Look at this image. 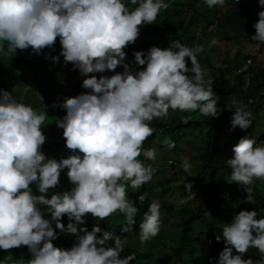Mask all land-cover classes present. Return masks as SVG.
<instances>
[{
  "label": "clouds",
  "instance_id": "obj_1",
  "mask_svg": "<svg viewBox=\"0 0 264 264\" xmlns=\"http://www.w3.org/2000/svg\"><path fill=\"white\" fill-rule=\"evenodd\" d=\"M205 3L209 8L225 6V0ZM132 4L138 6L132 9ZM258 5L264 8V0H258ZM169 6L164 0H130L129 5L126 0H0V55L29 48L39 55L53 48L59 38L60 56L87 77L81 87L90 90L80 93L75 89L76 97H66L57 105L66 111L56 124L63 129L71 153L57 161L42 153L46 136L41 126L48 118L46 112L37 113L0 89V250L26 246L31 255L27 264H130L135 259L132 254L121 258L120 237L110 245L112 234L99 225L94 224L91 231L80 226L89 215L103 221L120 213L127 222L121 231L134 230V218L140 211L127 197L126 188L130 184L139 190L156 172L138 159L141 154L156 159V149H144V142L156 131L150 122L167 117L170 109L199 111L208 118L221 113L213 81L205 80L197 60L202 47L193 50L176 40L165 49L153 46L147 53L134 52L135 65L142 70L134 71L125 63L124 50L138 39L140 27L154 24ZM257 15L250 39L260 47L264 44V11ZM216 43L213 39L209 47ZM58 59L52 57L54 62ZM189 61L190 68L186 66ZM118 66L123 72L111 77L95 75ZM190 119L185 117L184 122ZM230 123L233 129H247L251 112L235 103ZM166 143L169 148L175 146ZM232 151L233 158L225 162L232 170L229 183L242 186L249 203L250 185L254 179L264 180V144L257 146L254 138L243 137ZM180 166L190 173L188 159ZM64 169L71 189L48 198L46 193L59 185ZM33 184L39 186L41 195L33 193ZM191 189L192 184L185 183L190 195L182 197L179 205L194 199ZM145 199L144 194L138 197L141 204ZM45 213L51 220L44 218ZM65 216L66 227L62 223ZM257 217L256 211L242 210L225 224L224 247L214 264H264V218ZM160 228V204L153 202L139 224L141 243L155 238ZM59 233L76 237L70 249L54 246ZM215 240L220 242L221 236ZM250 248L258 250L259 260L244 258ZM19 264H24L23 258Z\"/></svg>",
  "mask_w": 264,
  "mask_h": 264
},
{
  "label": "trees",
  "instance_id": "obj_2",
  "mask_svg": "<svg viewBox=\"0 0 264 264\" xmlns=\"http://www.w3.org/2000/svg\"><path fill=\"white\" fill-rule=\"evenodd\" d=\"M126 3H128L129 5L130 0H126ZM188 6L190 7L189 4ZM188 8L180 7L179 12L182 13V16L176 18L175 14L174 16L170 15L173 18L169 19V21L162 20V17L159 13L156 19V24L152 25L151 30L146 31V25L140 27L138 39L124 50L126 52V55L133 56V53L137 51H143L147 53V51L153 46L165 49L169 46H172L173 42L176 40H179L182 44L190 47V42L186 40V36L187 34L192 32L190 30L192 28H195V25L197 23H194L196 17L192 14H188V10H186ZM171 11L172 13L178 12V10H176L175 8ZM182 17L183 19L187 20L186 23L185 20L180 19ZM182 20L184 21V24H181ZM211 33V31L206 32L203 36H209ZM146 34H149L151 36V39L145 37ZM196 42L197 44L200 43L199 41ZM4 47L6 51L7 44H5ZM173 50L175 49L173 48ZM60 52L61 45L59 43V38H57L53 48H45L39 55L34 54L31 48L23 51L17 49L15 53H10L7 56L0 55L1 89L4 91L9 90V88L7 87L10 86L9 84L11 82L6 81L5 78L15 77L16 80L13 82L15 86L17 81L25 80L27 76L28 78L31 77L28 79L29 84L30 81H32V76L33 78H36L38 75L41 81H45L49 78L47 76V73H49L53 77L56 75L62 76L63 72L66 70H64V68L62 67L64 66L65 62L62 61L61 63H59L60 58H63L62 56H60ZM52 57H59V59L58 61L54 62L52 60ZM66 68L71 73V75H76V71L73 69V65H67ZM60 78L62 77H59V79L57 80L62 87ZM51 80H54V78ZM29 84H25V86H23L22 90L24 91L21 98L22 100L19 101L24 103L25 105H28V103L32 101V90L29 88ZM253 84L255 85V89L264 87V78L253 79ZM74 85L76 89V85L78 84L74 83ZM258 97L262 98L259 95ZM250 108H252V105H250ZM170 111L172 110L170 109ZM248 111H250V109H248ZM172 112H177V114H174L165 123L154 126V128L158 131L155 136L160 135L159 131L163 130L166 135L168 134L170 137L177 140H179V138H194L195 135L203 138L200 151H198V153L195 152L196 154L193 156L194 160L198 162V170L196 171V176L190 178L192 191L193 193H195V203L192 200V205L187 203L179 205V201L173 199L166 203L161 202L160 204V212L172 213L176 211L179 218L178 226L179 228H181L179 229V231L173 234V255L166 258L163 256L161 259L156 260L155 257H153L152 252L141 251L138 248V245L132 241V233L135 230V226L133 231H121L122 228L127 226V222L126 217L120 213H116L103 221L94 219L89 215L85 218L86 224L80 226L87 227V229L91 231L94 224L99 225L103 232H109L112 234L113 238L109 239L108 241L110 245H114L115 237H120L122 239L121 246L124 249L120 254L121 258L132 254L135 257V264H203L204 259L213 254L211 253V247L207 248V244H212V238H215V236L219 235V233L221 234V231L216 228L218 222H229L232 219V216L230 215H237L238 211H242V208L245 204L252 206L254 208V211L258 212V214H264V200L258 192L261 189L259 187L258 179H254L253 184L250 185V187L252 188V199L249 201V203L245 202L246 193L243 187L235 183H232L230 186H228L230 192L229 197L222 198L221 200L219 199L218 203L209 198V196L214 195L218 189L221 190V193L224 192V189H222L219 183L220 179L222 180V173H220V169L217 167L216 162L219 161L224 163L223 168L225 167V165H227L225 163L226 160L222 156V154L224 153V151H226V145L228 146V144H226L223 148H220L217 144V140L227 135L230 137V139L227 138V141H230L232 139L231 135L233 134L230 133L231 123L229 122L228 118L223 117V115L218 116L217 118H208L201 113L199 114V116L193 117L190 114L180 113V110ZM185 117H190L191 119L187 123H185ZM203 125L206 129L203 128ZM194 126H198L196 128L198 132L193 131L192 134L194 135L188 136V129H191ZM201 129H203V131L206 130V133H203ZM202 134L204 135L201 136ZM151 137H153V135ZM263 139L264 134L260 138V140ZM58 142H60L59 138L52 139L50 145L42 146V150H53V154H57L58 151L56 147L58 145ZM231 158H233L232 155L229 156V159ZM147 161L151 163L150 160L147 159ZM150 166L152 167L153 165ZM207 171H209L208 175H206ZM62 177L65 176L63 175ZM209 178L210 181L208 182L207 180H209ZM260 182L264 185V180H261ZM203 183L205 184V186L204 188H201L203 187ZM34 185L35 184L31 185L33 193L35 195H41V193H39L38 191L39 186ZM71 187L72 185L67 182L61 187L62 190H60L59 192L69 191ZM235 187H241L240 191L238 192V189H235ZM55 189L51 190V193H46L48 198H50L52 194H55ZM126 195L130 200L134 202V206L135 203H140L138 200L139 195L134 192V190L129 186H127L126 188ZM255 195L258 196V200H256ZM236 197H239L241 202L239 204L237 203V205L234 207V200ZM232 198H234V200L229 203L228 201ZM148 199L149 198L146 197L145 201L143 202L146 209L143 207V204L140 203V214H138L134 219L142 218L143 214L147 212L149 205L152 203L151 201L149 202ZM41 207L43 208L44 206ZM230 207L234 209V213H231V211L229 210ZM44 218L49 220L51 219L50 215L47 213H45ZM68 222L69 221L65 216L62 219V223L65 225V227ZM52 226L53 228H55V222L52 223ZM75 240L76 237L72 234L59 233L58 239L53 241V244L58 248L70 249ZM189 256L190 258H188ZM184 257L187 258L183 259ZM21 258H23L24 264H27V261L31 259V255L26 246H21L19 248L10 249L7 251L0 250V264H19V260Z\"/></svg>",
  "mask_w": 264,
  "mask_h": 264
},
{
  "label": "rangeland",
  "instance_id": "obj_3",
  "mask_svg": "<svg viewBox=\"0 0 264 264\" xmlns=\"http://www.w3.org/2000/svg\"><path fill=\"white\" fill-rule=\"evenodd\" d=\"M165 3H168L170 6L166 9V10H161L160 12V16L162 17V20L164 21H169V19H172L173 17H171L170 15L174 16V14L172 13V7H173V3H170V0H164ZM245 3H247V0H244L242 2V4L244 5ZM138 5H133L132 4V9H134L135 7H137ZM176 9H179V7H177ZM237 12V10L235 11H231L229 14L231 13H235ZM179 15L176 16V18H178L179 16H182L181 12H177ZM181 13V14H180ZM192 36V33L187 34V37ZM133 56L131 55H126V60L125 63H128L130 65V67L136 71V70H142V67H138L137 65H135L134 59L132 58ZM62 61H64L63 58H60L59 63H61ZM58 63V62H57ZM60 65V64H59ZM67 65H72L71 63L65 64L64 66H62L64 68L63 75L62 76H52L49 73H47V76L49 77L48 79H46L45 81H40L39 76L37 75L36 78H33L32 76V81H30L29 84V77H26L25 80H21V81H17L15 86L13 84V82L16 80L15 77H10V78H5L6 81L11 82L9 85V90L8 92L12 93L14 98L19 102L20 100H22V94H23V86H25V84H29V88L32 90V101L28 103V106H31L35 111H37V113H44L46 112L47 114V119L43 122L42 124V132L43 134L46 136V142L44 145H50L51 140L52 139H58L60 140V144L57 147V150H60L61 153H57V154H53V150H50V152H43L42 153L46 155V157L48 158H52V159H56L57 161H59L61 158H67L66 156L71 155V153L67 152V148L65 146V141L63 138V129L58 128L57 127V120L62 119L65 115H66V111L65 110H60L57 105L63 103L64 98L66 97H76V92L75 90V85L74 83L78 84V87H80V84L83 82V79L87 78V77H82L79 73V70H75L76 71V75L74 76L73 74L71 75V73L67 70ZM122 72H123V68L121 67ZM116 72L119 73L118 70H114ZM114 71H108L105 73H96L95 75L97 76V78H99L101 75L103 76H108L111 77L112 75H114ZM92 75V74H89ZM194 73L191 75L193 76ZM59 77L61 79V85L60 86L59 82L57 79H59ZM54 80H51L53 79ZM209 78V77H208ZM74 79V80H73ZM76 80V81H75ZM1 82V81H0ZM1 89V87H0ZM55 89V90H54ZM87 90V89H85ZM260 93H263V90L260 91ZM226 99V98H225ZM233 102V100H232ZM248 109L250 108L249 104H247ZM256 112L260 113L261 115V119H255V122L252 126V122L251 125L245 129L242 130L239 127L233 129L231 128L230 133L233 134L232 139L230 141H227V138L230 139V137L227 136H223L221 138H219L217 140V144L218 146L221 148H223L226 144H228V146L226 145V151H224V153L222 154L223 157H225L224 155L227 156V158L229 156H234V153L232 151V148L238 143V141L243 138V137H247V138H254L257 142L258 145L264 144V139L260 140V138L263 136L264 134V113L262 114V110H260L259 108L256 109ZM180 113H184V114H190L193 117H197L199 116L200 112L199 111H191V112H184V111H180ZM175 115L177 114V112L174 113ZM256 114H251V119L253 117H255ZM263 124V126L261 128H258L257 125ZM198 126H194L191 129H188V136L194 135L192 134L193 131L198 132L197 128ZM203 128H205V126L203 125ZM206 129V128H205ZM201 131H203V129H201ZM158 131L156 130L154 132L153 135L157 134ZM203 133H206V130L203 131ZM179 134V133H178ZM204 134H202L201 136H203ZM54 137V138H53ZM161 139V138H159ZM177 140V139H176ZM179 140H181V142H183L182 138ZM187 140V139H186ZM194 140L196 141V143H194ZM202 137H198V136H194V138H189L188 141H186L185 145L181 146L183 147V151H178V153H182V159H180L182 162L184 161V159H188L189 162L191 163V165L196 164L197 162L194 160L192 152H196L198 153V151H200V147L202 145ZM157 147V144H156ZM162 154H156V159L155 161H151V163H149V161H147V158L143 156V154H141V156L138 158L139 160H141L145 165L150 164L153 166H156L155 169L158 170V172L156 173V176H153L151 182L143 185L139 190H134V192H136L138 195L144 194L146 197H148V201L150 202H158L159 204L162 203H166L168 201L171 200H180L182 197H187L189 196V193H187L185 191V183H190V178H193L196 176V171L198 170L197 166H194L193 168L191 167L190 173L188 172V174H182L183 172H178L177 169H173L170 168L166 161H168V158H166L167 156V150L164 148L161 150ZM192 156V157H191ZM173 162V160H176L175 157L174 158H170ZM226 160V159H225ZM227 161V160H226ZM217 167L220 169V173H222V180L220 179V186L222 187V189H224V192L221 193V190H217L215 192L214 195L209 196V198H211L212 200L216 201L217 203L219 202V199L221 200L222 198H227L230 195L228 186H230L232 183L230 182V177H231V168L228 165H225V167L223 168L224 163L217 161L216 162ZM152 166V167H153ZM228 168L230 170H227V172L225 171V168ZM211 170V168H210ZM209 171H207L206 175H208ZM65 177H62V176ZM60 183L59 185L56 187L54 193L59 192L61 189V187L65 184V183H69L68 179H67V169H64L59 177ZM260 180V179H259ZM208 182L210 181L207 180ZM205 181V182H207ZM261 181V180H260ZM259 181V182H260ZM70 184V183H69ZM37 184H35L34 186H36ZM129 187H131V185H128ZM205 184L203 183V187L204 188ZM38 187V186H37ZM132 188V187H131ZM227 188V189H225ZM241 187H235V189H238V192L240 191ZM133 189V188H132ZM262 190H259V194L261 195L262 199L264 200V185L261 186ZM231 190V189H230ZM36 191V190H35ZM192 191V189H191ZM52 191L50 190L48 193H51ZM193 192V191H192ZM256 196V200H258V196ZM192 200L194 201V199H189L187 204L192 205ZM234 198L230 199L228 202L230 203L231 201H233ZM239 197H236L234 200V207L237 205V203L239 204L241 202V200ZM195 203V201H194ZM145 204H143V207L146 209V207L144 206ZM139 209H141V205L137 203V205L135 206ZM148 210V209H147ZM229 210L231 211V213H234V209L233 208H229ZM243 211H254V208L250 205L245 204L242 208ZM240 211H238L239 213ZM232 216V218L234 217L232 214L230 215ZM257 218H264V214L260 213L258 214ZM160 219H161V228H160V232L159 234L145 242V243H141L140 239H139V224L142 221V218L139 219H135L136 223H135V230L132 233V241L135 242L138 245V248L143 251V252H152L153 257H155V259L159 260L161 259L163 256L166 258L168 256L172 255V249L174 246V240H173V234H175L177 231H179V218L178 215L175 212L172 213H166V212H160ZM51 220V219H50ZM232 220V219H231ZM231 220L229 222H231ZM225 222L217 223V229L221 231V234L219 233V236H221V241L217 242L215 240V238H212L213 242L212 244L208 243L207 244V248L211 247V250L213 254L209 255L208 258L206 257L203 261V264H209V260L212 259L213 260V264L214 261L216 259H218L219 253L223 250L224 247V241H223V237H222V230L223 227L225 226ZM178 226V228H177ZM218 234V233H217ZM209 240V239H208ZM234 254L235 250H234ZM129 256V255H127ZM126 256V257H127ZM187 257H184L183 259H186ZM190 258V256L188 257ZM245 259L251 258L253 260L256 259H260V253L258 252L257 249L255 248H250L247 253L244 255ZM163 262V261H162ZM130 264H135V261H130Z\"/></svg>",
  "mask_w": 264,
  "mask_h": 264
},
{
  "label": "crops",
  "instance_id": "obj_4",
  "mask_svg": "<svg viewBox=\"0 0 264 264\" xmlns=\"http://www.w3.org/2000/svg\"><path fill=\"white\" fill-rule=\"evenodd\" d=\"M243 1L244 0H241L239 3H234V0H225V6L223 8L219 6L209 8L205 0H170V3H173V9L179 7V9H176L178 12L180 7L188 8L189 4L190 7L186 9L188 10V14H192L196 17L194 23L197 24L195 28L190 30L194 35L187 37L186 40L190 42L189 48L195 50L198 47H202L204 49L203 52L196 53V56L201 68L204 70L205 80L213 81V91L220 98L217 104V107L221 109L219 116L223 115V117L228 118L230 122L233 111H235V103L244 106L247 110V104H249V106L252 105V108H249L251 114H256L255 117L251 119L253 126L255 119L258 120L262 118L260 113L256 112V109L259 108L262 110L261 113H264V87L255 89V85L253 84V79L264 78V44L258 47L257 42L251 41L250 37L255 34V29L252 25L258 20L257 14L260 11H264V8L258 5V0H247V3L244 5L242 4ZM235 10H237V12L229 14L231 11ZM173 14H175V17L178 16L177 12H173ZM180 19H183V17ZM183 20L181 24H184ZM186 21L187 20H185V23ZM155 24L156 21L152 25ZM152 25H146V31L151 30ZM209 31L212 32L209 36H203L204 33ZM145 37L151 39L149 34H146ZM213 39H215L217 43L209 47ZM196 41L200 43L197 44ZM247 60L252 61L250 64H247ZM187 67H191L190 61ZM116 70H118L119 73L122 72L119 66ZM113 73L115 75L118 72L114 71ZM192 74L193 73H186V75L190 77ZM38 80L41 81V79ZM81 85L82 83L80 87L76 85V90H81L80 93L90 92V90L82 88ZM261 90H263V93H260ZM258 95L262 98H259ZM59 109L63 110L62 108ZM174 113L175 112L169 110L167 117L154 119L150 122V127L154 128L156 125L165 123ZM262 126L263 124L257 125L258 128ZM159 132L160 135L150 136L144 142V149L154 148L156 149V154L159 155L162 154L161 150L165 148L167 150L166 158H168V161H166L167 165L170 168L177 169L178 172H182L179 169V164H182L180 160L182 159V153H178V151H183L182 146L186 144V138L182 139L183 142H181V140H176L168 134L166 135L163 130ZM166 142H172L175 146L169 148ZM194 143H196L195 140ZM257 146H259L258 142ZM195 154L196 153L193 151L192 155L194 156ZM224 156L226 160L229 159L226 155ZM174 157L176 160L170 162L172 161L170 158ZM197 165L198 162L192 165V168ZM155 167L156 166H153V168ZM227 170L230 169L226 167L225 171L227 172ZM157 172L158 170L156 169L154 176H156ZM182 174H188V172H183ZM260 180L258 179V181ZM262 185L263 184L259 182L260 188Z\"/></svg>",
  "mask_w": 264,
  "mask_h": 264
},
{
  "label": "built area",
  "instance_id": "obj_5",
  "mask_svg": "<svg viewBox=\"0 0 264 264\" xmlns=\"http://www.w3.org/2000/svg\"><path fill=\"white\" fill-rule=\"evenodd\" d=\"M240 1H241V0H234V3H239ZM251 61H252V60H247L246 62H247V64H250ZM180 169H181L183 172H185L181 166H180Z\"/></svg>",
  "mask_w": 264,
  "mask_h": 264
}]
</instances>
